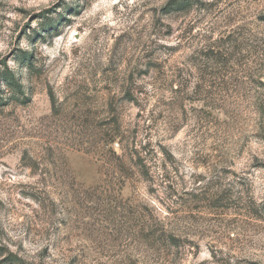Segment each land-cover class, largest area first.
Returning <instances> with one entry per match:
<instances>
[{"label":"rangeland","instance_id":"rangeland-1","mask_svg":"<svg viewBox=\"0 0 264 264\" xmlns=\"http://www.w3.org/2000/svg\"><path fill=\"white\" fill-rule=\"evenodd\" d=\"M175 1L0 0V264H264V0Z\"/></svg>","mask_w":264,"mask_h":264},{"label":"trees","instance_id":"trees-1","mask_svg":"<svg viewBox=\"0 0 264 264\" xmlns=\"http://www.w3.org/2000/svg\"><path fill=\"white\" fill-rule=\"evenodd\" d=\"M175 2H176L175 3L176 9L179 8L180 10L181 9L185 10V9L189 8L187 0H176ZM262 19L264 21V17Z\"/></svg>","mask_w":264,"mask_h":264},{"label":"clouds","instance_id":"clouds-1","mask_svg":"<svg viewBox=\"0 0 264 264\" xmlns=\"http://www.w3.org/2000/svg\"><path fill=\"white\" fill-rule=\"evenodd\" d=\"M21 83L23 84V83H24V81L22 80V81H21ZM0 88H3V86H2V85H0Z\"/></svg>","mask_w":264,"mask_h":264}]
</instances>
